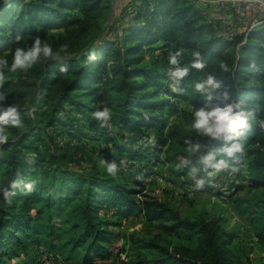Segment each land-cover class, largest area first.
Here are the masks:
<instances>
[{"label": "trees", "instance_id": "trees-1", "mask_svg": "<svg viewBox=\"0 0 264 264\" xmlns=\"http://www.w3.org/2000/svg\"><path fill=\"white\" fill-rule=\"evenodd\" d=\"M116 1H0V48L7 40L6 32L11 30L14 37H23L19 45L29 46L31 38L38 35L61 54L59 61H41L25 71L11 70V55L6 57L8 65L0 66V94L10 91L5 100H16L25 122L20 130L9 129L17 140L0 145V264L29 263L12 260L19 257L20 249H25L34 235L40 236H34L36 244H50V238L58 237L54 247L65 256L77 257L81 264H97L94 262L106 255V242L110 240L105 207L114 214L129 216L138 212L148 221H169L170 229H187L193 234L188 243L173 245V251L159 244L149 252L140 250L131 264H255L249 256L233 251L232 233L204 220L182 217L160 200L137 197L124 177H87L65 171L62 177L45 179L32 171L34 164L26 153L42 154L39 142L44 139V128H53L60 112H65L63 120L73 121L69 117L73 108L80 112L109 108L112 115L107 123L117 129V144L122 151L136 153L145 144L156 150L171 141L184 146L200 143L202 153L215 151L219 158L221 142L199 137L178 123L165 132L169 115L161 117L152 112L178 101L174 94L166 102L154 100L159 89L163 92L161 88L166 87L167 75L148 66L144 53L162 46L170 52L181 50V62L189 66L192 53L199 52L204 68L189 67L181 85L183 91L192 90L198 77L211 72L222 81L212 105L223 103L224 93L228 92L232 101L251 110L250 126L241 141L243 151L224 158L235 165L249 155L254 184L264 186V25L229 35L224 30L218 32L193 0ZM75 10L78 18L74 17ZM107 17L121 29L115 37L100 30L101 21ZM57 29L62 30L54 32ZM96 32L99 37L94 36ZM221 62L231 70L224 71ZM22 74L33 77L37 87L34 99L13 97L16 80ZM198 96L202 106L207 103L206 97ZM107 123L99 125L104 129ZM199 155L190 156L193 165ZM29 183L31 190L25 187ZM5 190L11 195L5 197ZM257 221L262 228L256 235L262 241L264 217ZM56 228L60 236L54 235Z\"/></svg>", "mask_w": 264, "mask_h": 264}, {"label": "rangeland", "instance_id": "rangeland-1", "mask_svg": "<svg viewBox=\"0 0 264 264\" xmlns=\"http://www.w3.org/2000/svg\"><path fill=\"white\" fill-rule=\"evenodd\" d=\"M74 12V17L78 18L76 10ZM114 21L113 18L107 17L101 21L100 30L115 37L116 31L121 29L114 27ZM213 23L218 32L223 30L229 32L221 23ZM233 27L231 31L236 34L245 31L242 25L236 24ZM61 30L57 29L54 32ZM99 35L98 32L94 34L95 37ZM6 39L4 46L0 48V57L8 49H14L20 43L11 30L6 32ZM155 47L153 51L146 50L144 61L148 66H153L165 75L170 51L162 46ZM16 82L20 85H16L13 97H33V99L37 97V87L33 83V77L22 74ZM167 85L168 82L164 83L166 87L161 88L163 92L159 89L154 100L166 102V99H171L174 94V97H178V101L175 100V105L156 107L152 112L161 114V117L169 115L165 132L175 123L189 128L192 119L191 109L202 106L199 93H196L194 88L175 93ZM148 90L151 91V88ZM0 95L8 97L10 91L6 89ZM84 99L89 101L88 98ZM4 103L16 105V100L6 99ZM35 109L36 107L32 108L31 112ZM94 112V110L80 112L73 108L69 115L73 121L70 122L63 120L65 112H60L58 115L60 120L56 125L53 128L46 127L42 132L44 139L39 142L42 154L37 156L36 152L26 153L34 164L32 171L43 175L45 179L62 177L65 171L87 177L108 178L112 176L105 172L101 161L116 160L118 163L123 161L121 170L115 177L119 180L122 177L127 179L128 185L136 190L137 197L160 200L178 211L182 217L204 220L221 226L234 235L233 251L249 256L255 264H264V240L261 241L256 235L262 228V224L257 220L264 217V186L254 184L252 178L254 169L249 155H244L243 163L229 164L226 170L212 177L203 188L196 189L194 187L196 180L200 179L203 173H197L193 178L189 175L190 169L186 170L187 166L177 167L183 158L190 156L187 151L189 146L171 141L170 144L156 150L145 144L139 152H134L135 154L122 151L117 144L120 142L119 137L116 136L117 129L110 123L106 124L107 128L104 125L102 129L100 123L93 117ZM63 121L70 124H64ZM37 122L39 123V120ZM23 125L25 126V122ZM155 125L159 128L157 124ZM9 139L11 142L17 140L11 133ZM203 177L206 178V175ZM103 214L110 223L107 225L110 240L106 242L108 247L106 255L94 262L97 264H131L140 250L149 252L159 244L173 251V245L188 243L191 238L193 239V234L187 229H170L169 221H148L138 212L124 216L114 214L112 209L105 207ZM54 222L58 225L59 220L56 218ZM54 233L55 236H60L59 229L56 228ZM34 236L30 238L25 249H20L19 257L12 262L20 260L29 262L25 264H81L77 257L70 259L54 247L59 242L58 237L50 238V244L44 241H38L36 244L33 241ZM37 237L40 239V236Z\"/></svg>", "mask_w": 264, "mask_h": 264}, {"label": "clouds", "instance_id": "clouds-1", "mask_svg": "<svg viewBox=\"0 0 264 264\" xmlns=\"http://www.w3.org/2000/svg\"><path fill=\"white\" fill-rule=\"evenodd\" d=\"M17 41L23 39L21 36L16 37ZM11 55L12 63L11 70L25 71L30 69L35 64L46 60L61 59L60 52L54 51L53 48L40 36L31 38V44L29 46L18 45L14 49H8L2 57H0V66H7V56ZM193 60L190 66L197 69L204 68V63L199 59V52L192 53ZM182 51L177 50L170 52L167 58L168 70L167 80L168 87L172 92H181L182 83L189 74V65L181 62ZM220 67L224 71H230V66L221 62ZM222 81L217 78L214 73H207L203 78L198 79L194 85V91L201 96L206 97L207 103L198 108L191 109V122L189 125L190 131L194 132L199 137H206L209 141L221 142L219 153L221 156L218 158L217 152L210 151L202 153L203 145L200 143L190 144L187 151L190 154H200L196 164H192L189 157H185L181 160L178 168L185 166L190 167L189 175L193 178L197 173L205 172L206 178L201 177L196 180L194 187L201 189L206 182H210L212 177L219 175L221 172L229 167L228 160L224 157H235L237 153L243 151L244 130L249 128V120L252 116L251 110L242 107L241 103L232 101L228 92L224 93V102L211 104L214 99V93L220 89ZM5 97L0 95V145L8 142L10 138V128H23V120L21 119V113L15 104H5ZM111 111L107 107L98 109L93 113V117L101 125L107 123L111 118ZM261 126L264 127V122H261ZM104 166L105 172L112 177L118 175L123 161L119 163L116 160L101 161ZM25 187L31 190L32 184H26ZM4 196L11 195L8 191H4Z\"/></svg>", "mask_w": 264, "mask_h": 264}, {"label": "built area", "instance_id": "built-area-1", "mask_svg": "<svg viewBox=\"0 0 264 264\" xmlns=\"http://www.w3.org/2000/svg\"><path fill=\"white\" fill-rule=\"evenodd\" d=\"M202 1V0H201ZM218 4L217 15H210L208 10H204L209 20L215 23H221L230 32L235 35L231 29L234 28V21L242 16H249V21L244 32L255 27L264 25V0H215ZM204 2V1H202ZM242 33V32H240Z\"/></svg>", "mask_w": 264, "mask_h": 264}, {"label": "crops", "instance_id": "crops-1", "mask_svg": "<svg viewBox=\"0 0 264 264\" xmlns=\"http://www.w3.org/2000/svg\"><path fill=\"white\" fill-rule=\"evenodd\" d=\"M204 1V2H202ZM193 0V2H195L199 7L203 8L204 10H208L210 15H217V11H218V4L215 0ZM118 2V0L116 1ZM249 16H242L239 18V14L237 19L234 21L233 26H235L236 24L238 25H242V27L246 28L247 27V23L249 21ZM218 26V25H217ZM222 27L226 30H228L224 25H222ZM230 35V32H226Z\"/></svg>", "mask_w": 264, "mask_h": 264}]
</instances>
